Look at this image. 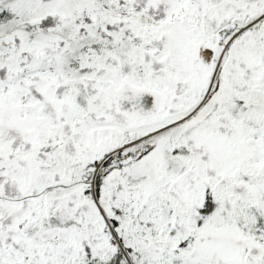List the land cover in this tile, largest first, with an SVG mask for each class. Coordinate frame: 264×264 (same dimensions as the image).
Listing matches in <instances>:
<instances>
[{
	"label": "snow or ice",
	"instance_id": "snow-or-ice-1",
	"mask_svg": "<svg viewBox=\"0 0 264 264\" xmlns=\"http://www.w3.org/2000/svg\"><path fill=\"white\" fill-rule=\"evenodd\" d=\"M0 264H264V0H0Z\"/></svg>",
	"mask_w": 264,
	"mask_h": 264
}]
</instances>
